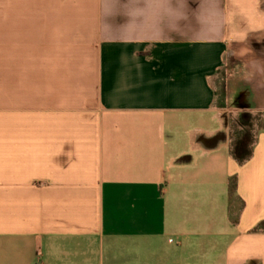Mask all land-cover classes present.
Here are the masks:
<instances>
[{
  "label": "crops",
  "instance_id": "1",
  "mask_svg": "<svg viewBox=\"0 0 264 264\" xmlns=\"http://www.w3.org/2000/svg\"><path fill=\"white\" fill-rule=\"evenodd\" d=\"M0 264H264V0H0Z\"/></svg>",
  "mask_w": 264,
  "mask_h": 264
},
{
  "label": "trees",
  "instance_id": "2",
  "mask_svg": "<svg viewBox=\"0 0 264 264\" xmlns=\"http://www.w3.org/2000/svg\"><path fill=\"white\" fill-rule=\"evenodd\" d=\"M254 122L255 118L251 114H241L234 123L231 154L239 162H244L252 156Z\"/></svg>",
  "mask_w": 264,
  "mask_h": 264
}]
</instances>
